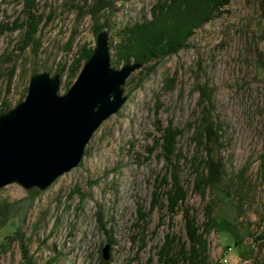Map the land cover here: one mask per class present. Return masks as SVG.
Instances as JSON below:
<instances>
[{
	"label": "rangeland",
	"instance_id": "rangeland-1",
	"mask_svg": "<svg viewBox=\"0 0 264 264\" xmlns=\"http://www.w3.org/2000/svg\"><path fill=\"white\" fill-rule=\"evenodd\" d=\"M158 2L35 0L41 22L34 41L24 43L26 0H0V112L25 100L34 73L60 75V94H65L78 77L69 79L70 65L82 52L93 53L101 32L108 34L112 67L121 69L124 63L116 56L121 35L151 21ZM261 3L232 1L194 29L177 53L142 63L123 86L125 103L96 130L80 164L47 189L1 188L0 264H159L156 250L166 234L186 236L183 213L172 219L161 207L173 173L185 186L199 224L205 220L210 199L194 189L198 159L204 156L194 132L207 108L219 130L217 154L226 170L220 197L234 194L230 187L239 184L244 203L236 214L237 201L221 199L216 213L240 216L246 248L241 256L230 230H213L211 261L264 264V239H259L264 220ZM170 122L182 130L172 166L156 143ZM107 244L110 258L104 260Z\"/></svg>",
	"mask_w": 264,
	"mask_h": 264
},
{
	"label": "trees",
	"instance_id": "trees-1",
	"mask_svg": "<svg viewBox=\"0 0 264 264\" xmlns=\"http://www.w3.org/2000/svg\"><path fill=\"white\" fill-rule=\"evenodd\" d=\"M232 1L234 0H162L152 10L151 21L145 20L121 35L120 41L116 45V56L124 65L131 62L145 64L152 60H163L168 55L175 54L179 49L184 48L187 37L194 29L200 28L204 22L209 20V16L224 9ZM26 3L27 31L24 43H29L34 41L41 18L35 13V0H26ZM261 11L264 17V0L261 3ZM91 54V50L84 51L73 60L69 67L70 80L78 76ZM155 67L156 65L153 63L152 66L146 68L144 70L146 76L150 75ZM63 71L62 69L61 73ZM9 109L10 107L5 105L0 114ZM211 114L207 108L203 123L194 132L195 141L201 151L199 153L203 152L204 154L198 159L194 189L203 199L207 197L210 199L204 210L205 220L199 224L194 208L187 204L188 192L185 186L177 174L173 173L172 181L167 185L169 188L165 192L164 204H161L158 199L157 203L161 204L163 210L172 219L176 214L183 213L186 236L166 234L163 244L156 250L159 264H219L212 262L210 258L208 236L213 230H230L235 237L238 253L241 256L245 255L246 248L242 243L241 229L238 223L240 216L237 215L231 219L223 216L218 217L216 213L222 200L231 204L237 201L233 210L236 214L242 212L244 203L239 184L232 183L233 187L231 186L230 189L234 194L229 193V195L220 197V187L222 179L226 176V170L223 160L217 154L218 148L221 147L217 139L219 130L216 129ZM161 131V138L156 143L161 148V154L166 163L172 166L173 161L179 155L176 150L182 130L174 127L170 122ZM230 181L232 182V178ZM160 185L166 186L162 181ZM236 196L240 197L236 200ZM259 239H264V220Z\"/></svg>",
	"mask_w": 264,
	"mask_h": 264
},
{
	"label": "water",
	"instance_id": "water-1",
	"mask_svg": "<svg viewBox=\"0 0 264 264\" xmlns=\"http://www.w3.org/2000/svg\"><path fill=\"white\" fill-rule=\"evenodd\" d=\"M107 32L75 83L60 94L61 76L34 73L24 101L0 115V189H47L78 166L96 130L125 103L123 86L142 63L112 67ZM111 245L102 250L110 258Z\"/></svg>",
	"mask_w": 264,
	"mask_h": 264
},
{
	"label": "built area",
	"instance_id": "built-area-1",
	"mask_svg": "<svg viewBox=\"0 0 264 264\" xmlns=\"http://www.w3.org/2000/svg\"><path fill=\"white\" fill-rule=\"evenodd\" d=\"M227 262V260H224V263H222V264H225Z\"/></svg>",
	"mask_w": 264,
	"mask_h": 264
}]
</instances>
